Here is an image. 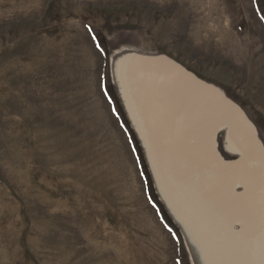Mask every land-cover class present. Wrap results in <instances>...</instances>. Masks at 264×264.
<instances>
[{"label": "rangeland", "instance_id": "rangeland-1", "mask_svg": "<svg viewBox=\"0 0 264 264\" xmlns=\"http://www.w3.org/2000/svg\"><path fill=\"white\" fill-rule=\"evenodd\" d=\"M141 56L160 60L143 81ZM247 263L264 264V0H0V264Z\"/></svg>", "mask_w": 264, "mask_h": 264}, {"label": "bare ground", "instance_id": "bare-ground-1", "mask_svg": "<svg viewBox=\"0 0 264 264\" xmlns=\"http://www.w3.org/2000/svg\"><path fill=\"white\" fill-rule=\"evenodd\" d=\"M124 74V75H123ZM122 74L121 76V81L123 83V86H122V92H121V97H122V102L124 104V107L128 113V116L129 118L131 119L132 123H133V126L137 129V132H138V137L139 139L144 143V145L147 146V148L149 149V138H148V133H147V130H146V125H144L142 123V120L140 118V114L138 113V106H137V101H136V98L134 97L130 87H129V84H128V81H127V76H126V72H125V65H124V73ZM120 78V77H119ZM236 144V143H235ZM237 145V144H236ZM240 147V146H239ZM238 149V148H237ZM240 151L243 152L242 148L240 147ZM150 150V149H149ZM158 172L157 173H160L159 170H157ZM162 178V177H161ZM165 179H161V181L163 182ZM166 182V181H165ZM168 188V186H167ZM168 192H169V189H168ZM173 195V193H172ZM178 200V199H177ZM171 207H172V215L173 217L175 218V220L181 224H191L193 223L192 219H190L188 213L186 212H183V211H180V208H179V204L178 202L176 203H173L171 204ZM189 207V206H188ZM182 209V208H181ZM197 214V213H196ZM200 221V220H199ZM257 245V244H256ZM252 248V247H251ZM231 250V249H230ZM249 252V251H248ZM247 252V253H248ZM257 252V251H256ZM255 252V253H256ZM260 252V250H259ZM251 256V255H249ZM260 256V255H259ZM257 256V258L259 257ZM255 257V256H254ZM262 258V257H260ZM259 258V259H260ZM251 261H252V258H251ZM251 263V262H250ZM249 264V263H247Z\"/></svg>", "mask_w": 264, "mask_h": 264}, {"label": "water", "instance_id": "water-1", "mask_svg": "<svg viewBox=\"0 0 264 264\" xmlns=\"http://www.w3.org/2000/svg\"><path fill=\"white\" fill-rule=\"evenodd\" d=\"M137 62L138 65L141 67L140 75L143 81L144 75L147 74V68L151 65L160 63V60L152 59L151 57L141 56Z\"/></svg>", "mask_w": 264, "mask_h": 264}]
</instances>
